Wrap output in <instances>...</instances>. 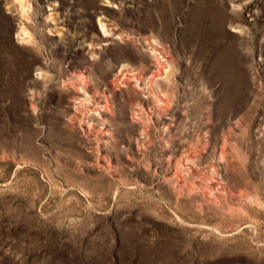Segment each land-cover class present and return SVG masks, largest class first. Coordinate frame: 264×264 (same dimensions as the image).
<instances>
[{"label":"rangeland","instance_id":"obj_1","mask_svg":"<svg viewBox=\"0 0 264 264\" xmlns=\"http://www.w3.org/2000/svg\"><path fill=\"white\" fill-rule=\"evenodd\" d=\"M0 264H264V0H0Z\"/></svg>","mask_w":264,"mask_h":264}]
</instances>
